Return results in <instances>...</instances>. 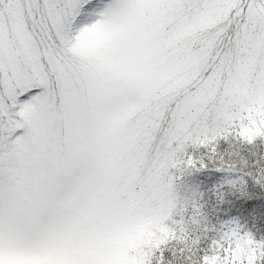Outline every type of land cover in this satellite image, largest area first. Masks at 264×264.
<instances>
[{
  "label": "snow or ice",
  "instance_id": "snow-or-ice-1",
  "mask_svg": "<svg viewBox=\"0 0 264 264\" xmlns=\"http://www.w3.org/2000/svg\"><path fill=\"white\" fill-rule=\"evenodd\" d=\"M228 135L264 137V0H0V264H152ZM258 257L232 223L198 264Z\"/></svg>",
  "mask_w": 264,
  "mask_h": 264
},
{
  "label": "trees",
  "instance_id": "trees-1",
  "mask_svg": "<svg viewBox=\"0 0 264 264\" xmlns=\"http://www.w3.org/2000/svg\"><path fill=\"white\" fill-rule=\"evenodd\" d=\"M212 153L216 164L206 159L201 171L195 167L189 172L191 167L184 166L172 172L174 193L185 202L179 210L198 217L201 230L187 225L186 239L168 241L152 264H198L211 241L232 223L264 242V137L230 143V148L221 144ZM256 264H264V257Z\"/></svg>",
  "mask_w": 264,
  "mask_h": 264
},
{
  "label": "rangeland",
  "instance_id": "rangeland-1",
  "mask_svg": "<svg viewBox=\"0 0 264 264\" xmlns=\"http://www.w3.org/2000/svg\"><path fill=\"white\" fill-rule=\"evenodd\" d=\"M237 142H242L243 143L244 140L236 137L235 135H228V136H220V137H218L216 139V141H214L213 144H211V145H194V144H191L189 142L188 144L185 145V148L183 150V155L185 157L186 156H192L197 161V165L195 167L199 171H201V170H203V167H200L199 165L202 163V161L205 162L206 159L209 160V163L211 165L216 164V161H215L214 157H212L213 156V153H212L213 150L215 151V149H217L221 144H226L230 148V143L232 145V144H235ZM203 152H205V154H203ZM195 167H191L189 169V172L192 170V168L194 169ZM171 171L175 172V169H173ZM175 195L177 197L176 193H175ZM185 209L179 210V207H178L177 212L173 216V219L179 220V219L182 218L185 227H187V225H190L191 226V227H189L190 230L191 229H193V230H201V227L197 226V222H198L199 218L195 217L194 215H192L191 218L188 217V214H186ZM169 223H171V221H169ZM207 228H210V227L208 226ZM187 229L188 228H186V230ZM166 244H164V245H166ZM164 245H162L158 250L164 248ZM158 250L156 252H158ZM152 259H153V257H152Z\"/></svg>",
  "mask_w": 264,
  "mask_h": 264
},
{
  "label": "clouds",
  "instance_id": "clouds-1",
  "mask_svg": "<svg viewBox=\"0 0 264 264\" xmlns=\"http://www.w3.org/2000/svg\"><path fill=\"white\" fill-rule=\"evenodd\" d=\"M184 204H185V202L178 200L177 197H176L175 203L173 205L172 212L170 213V215L168 217V220L171 221V223L162 222L160 227L168 229V230H172L177 224H181V232H182L183 235H186L187 234V230H186V227H185L184 223H182L183 219L182 218L179 219V220L173 219L174 214L177 212L178 205L180 206V208H183ZM145 230H148L146 225H143V224L137 225L134 228V230H133L132 234L130 235L129 239L130 240L131 239H135L137 234L142 233Z\"/></svg>",
  "mask_w": 264,
  "mask_h": 264
}]
</instances>
